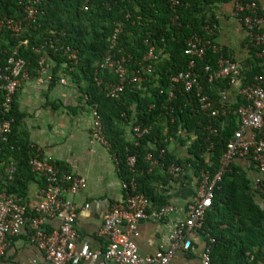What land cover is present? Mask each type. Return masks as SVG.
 Returning <instances> with one entry per match:
<instances>
[{
    "label": "trees",
    "instance_id": "trees-1",
    "mask_svg": "<svg viewBox=\"0 0 264 264\" xmlns=\"http://www.w3.org/2000/svg\"><path fill=\"white\" fill-rule=\"evenodd\" d=\"M178 1L172 7L168 0H39L35 3L37 20L29 24L24 11L27 0H0V21L11 18L23 22L20 32L5 26L0 29L2 60L5 62L18 48V55L26 60L34 78L40 69V58L45 56L52 76L50 85L66 77L78 86L103 122L106 139L118 159L121 180L135 179L138 191L150 198L153 209L167 204L153 183L161 171L172 178V165L185 169L191 164L198 175L203 170L212 175L219 171L227 143L238 127L237 110L245 103L240 95L234 101L222 100L221 92H228L233 86L229 77L208 81L204 68L209 64L216 71L220 55L229 57L223 49H208L196 67L203 93L220 108V115L210 116L202 110L195 89L186 91L182 83L173 84L172 77L188 69L185 50L191 36L197 34L219 45L205 28L208 23L213 24V16H208L206 10L224 0ZM117 29L120 32L111 52L117 58H128V76L140 70L142 79L127 82L118 96L112 97L108 95L109 87L118 83V74L101 68L100 63L110 50L111 37ZM260 31L264 32V28ZM152 46L156 57L145 60ZM67 47L77 52L74 63L65 52ZM149 64L153 66L150 73L146 70ZM258 64L263 66L261 59ZM262 66L254 72L243 68L239 78L242 86L252 84L262 73ZM16 96L6 114L13 121L0 158V190L5 189L24 203L29 183L37 177L30 165L37 147L30 142L23 122L25 114L19 110ZM3 101L0 90V120L4 117ZM222 105L225 113H221ZM228 118L230 121L226 122ZM135 126L150 131L135 137ZM128 129L131 139L127 138ZM188 139L192 140L188 146L190 156L180 158L171 143L175 140L186 144ZM149 154L158 159V166L151 168ZM131 155L136 157L135 171L127 163ZM43 181L45 188L46 180ZM219 185L199 229L208 243L213 239V262L264 264V207L255 199L256 193L264 196V173L260 185L255 186L246 172L231 163ZM46 230L51 232L47 227Z\"/></svg>",
    "mask_w": 264,
    "mask_h": 264
},
{
    "label": "built area",
    "instance_id": "built-area-1",
    "mask_svg": "<svg viewBox=\"0 0 264 264\" xmlns=\"http://www.w3.org/2000/svg\"><path fill=\"white\" fill-rule=\"evenodd\" d=\"M37 2L39 0H27L24 4L25 20L29 24L37 20L39 12L35 7ZM168 2L172 7L179 4L178 0H168ZM235 15L245 25L248 42L256 49L257 56L261 58L263 71L255 77L252 84L239 89V94L245 103L237 110L238 127L227 143L221 168L214 175L209 171H202L196 195L188 206V216L168 225L167 246H162L154 254L143 255L139 251L136 243L139 222L146 219L162 221L175 212L176 208L167 204L159 209H151L149 197L138 191L135 179L121 182L124 199L102 215L101 232L108 237L105 249H92L87 242L78 245L80 235L75 223L79 207L70 196L85 188L87 180L82 175L62 173L54 159L44 154L41 156V150L37 148L36 155L30 159V165L34 173L46 180V187L42 190L43 196L37 207L30 209L28 204L22 203L18 197L9 194L5 189L0 190V258L6 255L12 238L20 235L25 224L29 222L31 242L39 247L45 256L44 262L33 259L31 264H171L178 250L191 249V240L187 235L193 230L202 228L206 212L213 204L216 188L220 187L219 183L222 181L223 174L234 158L246 156L256 164L261 176L256 179L255 186L260 185L264 173V32L260 31V28L264 26V12H261L255 1L235 0ZM22 25V21L11 18L0 21V29L5 26L14 32H20ZM119 32L120 29H117L112 35L110 50L100 63L101 68L112 69L118 74V83L109 87L108 95L112 97L118 96L127 82L135 83L142 79L140 70L132 71L131 76H128L129 70L126 66L128 58L125 56L117 58L111 52L116 45ZM208 32L212 34L210 27H208ZM208 49L220 52L222 47L212 42L211 39L204 40L197 34L191 36L185 50V54L189 57L188 69L172 77V82L173 84L182 83L186 91L195 89L202 110L210 116H218L220 108L215 107L209 96L203 93V86L199 81L200 74L196 70L197 60H203L207 56ZM154 51L155 48L152 46L145 60L154 59L156 57ZM65 52L73 63L77 60L76 50L67 47ZM218 63L219 67L216 71H212L209 64L204 68L209 82L228 77L231 84L239 81L243 72V67L239 62L220 55ZM39 65L38 75L34 79L41 84H50L52 76L49 73L45 56L40 58ZM146 70L149 73L152 72L153 66L149 64ZM31 78L28 64L18 55V48L8 55L5 62L0 52V90L4 94L2 104L4 117L0 120V158L3 144L8 141L13 121V118L6 117V114L11 110L12 102L22 83ZM67 80L66 77H61L59 81L66 83ZM221 96L223 101L227 100L226 91H222ZM223 105L221 113H225ZM93 116L90 142L111 146L106 139L103 122L95 109H93ZM247 130L257 132L258 138L255 142H250L244 137ZM149 131V128L141 129L140 126L133 128L135 137H141ZM211 131L215 132V129ZM147 160L150 161L151 168L159 165L158 159L151 154L147 156ZM127 163L130 169L135 171L136 157L134 155L128 157ZM8 171L10 174L13 172V165ZM169 171L177 177L182 172V168L172 165ZM67 195L70 196L67 197ZM88 207L89 204H85L84 208ZM62 210L66 211V215L61 226L48 232L45 227L47 219L57 216ZM212 242L213 239L201 253L202 264H215L212 258Z\"/></svg>",
    "mask_w": 264,
    "mask_h": 264
},
{
    "label": "crops",
    "instance_id": "crops-1",
    "mask_svg": "<svg viewBox=\"0 0 264 264\" xmlns=\"http://www.w3.org/2000/svg\"><path fill=\"white\" fill-rule=\"evenodd\" d=\"M252 1L264 12V0ZM206 12L208 16H213V24L208 23L205 28L208 30L210 27L214 41L231 59L239 62L244 70H259L258 67L261 68L262 65L258 64V61L261 58L248 42L245 25L235 15V0L217 2L210 5ZM241 86V80L233 84L227 92L228 100L234 101L239 97ZM16 100L19 110L25 114L23 122L32 145L39 148L44 155L51 156L62 173L85 176V188L75 195H67L79 207L75 223L80 235L78 245L87 242L92 249L104 250L108 237L101 232L102 215L113 205L122 202L124 193L118 159L112 153L111 146L90 142L94 116L87 97L69 79L66 83L58 80L50 85L38 83L31 78L22 83ZM228 121L230 118L226 120ZM244 137L250 142H255L258 134L254 130H247ZM127 138H132L129 129ZM192 140L188 139L186 144L173 140L171 149L180 158L189 157L188 146ZM232 163L246 172L255 185L261 173L249 157L237 156ZM196 172L191 164H187L177 177L172 178L161 171L158 179L154 180L158 193L167 204L174 206L176 211L162 221L146 219L139 222L136 243L141 254H154L162 246L166 247L168 225L188 216V206L196 195L201 178V174ZM44 183L39 175L29 183L24 203L28 204L30 209L37 207L41 201ZM255 199L264 207V196L256 193ZM85 204H89L87 209L84 208ZM65 215L66 211L62 210L57 216L48 218L45 227L50 231L58 229ZM30 234L31 227L28 222L21 234L12 238L6 255L0 258V264H31L33 259L44 262V252L31 242ZM187 237L191 240V249L178 250L171 264H202L201 253L208 244L206 238L199 230L189 232Z\"/></svg>",
    "mask_w": 264,
    "mask_h": 264
}]
</instances>
